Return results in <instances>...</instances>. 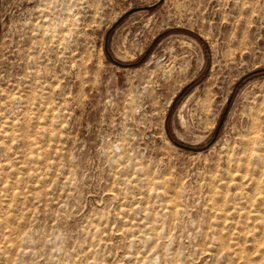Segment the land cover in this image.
Segmentation results:
<instances>
[{"label":"rangeland","instance_id":"obj_1","mask_svg":"<svg viewBox=\"0 0 264 264\" xmlns=\"http://www.w3.org/2000/svg\"><path fill=\"white\" fill-rule=\"evenodd\" d=\"M41 256L264 264V0H0V264Z\"/></svg>","mask_w":264,"mask_h":264},{"label":"clouds","instance_id":"obj_2","mask_svg":"<svg viewBox=\"0 0 264 264\" xmlns=\"http://www.w3.org/2000/svg\"><path fill=\"white\" fill-rule=\"evenodd\" d=\"M48 240H50L54 243V247H52L50 250V255H51V253H57V252H64L66 254V252L68 250H70V249H65L64 244L62 242H57V241H60V234H58V233H56L54 235H49ZM157 251H160V249H157L156 251H154L152 253V255L155 256ZM51 258L58 261V264H64V261L61 260L60 256H52ZM40 259H43V257L41 256L38 259L34 260L32 262V264H39ZM161 259L163 261V254H161ZM148 264H151V259H149Z\"/></svg>","mask_w":264,"mask_h":264}]
</instances>
